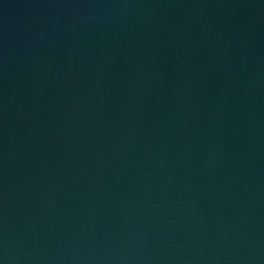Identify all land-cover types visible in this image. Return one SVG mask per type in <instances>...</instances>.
Here are the masks:
<instances>
[{
  "label": "water",
  "instance_id": "95a60500",
  "mask_svg": "<svg viewBox=\"0 0 264 264\" xmlns=\"http://www.w3.org/2000/svg\"><path fill=\"white\" fill-rule=\"evenodd\" d=\"M0 264H264V0H0Z\"/></svg>",
  "mask_w": 264,
  "mask_h": 264
}]
</instances>
